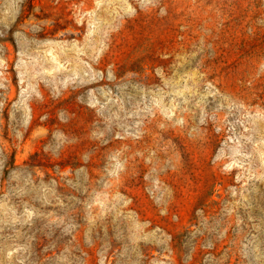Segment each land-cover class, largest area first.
I'll return each instance as SVG.
<instances>
[{
  "label": "rangeland",
  "instance_id": "obj_1",
  "mask_svg": "<svg viewBox=\"0 0 264 264\" xmlns=\"http://www.w3.org/2000/svg\"><path fill=\"white\" fill-rule=\"evenodd\" d=\"M0 264H264V0H0Z\"/></svg>",
  "mask_w": 264,
  "mask_h": 264
}]
</instances>
